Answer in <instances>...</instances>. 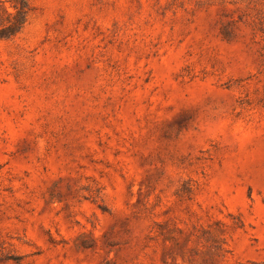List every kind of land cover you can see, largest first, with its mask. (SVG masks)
Instances as JSON below:
<instances>
[{"label": "rangeland", "instance_id": "374dc122", "mask_svg": "<svg viewBox=\"0 0 264 264\" xmlns=\"http://www.w3.org/2000/svg\"><path fill=\"white\" fill-rule=\"evenodd\" d=\"M30 3L0 264H264V0Z\"/></svg>", "mask_w": 264, "mask_h": 264}, {"label": "trees", "instance_id": "16d2710c", "mask_svg": "<svg viewBox=\"0 0 264 264\" xmlns=\"http://www.w3.org/2000/svg\"><path fill=\"white\" fill-rule=\"evenodd\" d=\"M31 11L30 0H0V39H10L19 34Z\"/></svg>", "mask_w": 264, "mask_h": 264}]
</instances>
